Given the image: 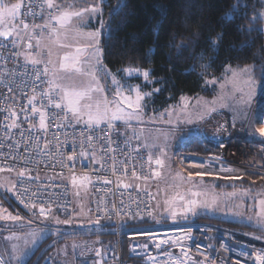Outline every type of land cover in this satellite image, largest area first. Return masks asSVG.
Segmentation results:
<instances>
[{
	"label": "rangeland",
	"instance_id": "374dc122",
	"mask_svg": "<svg viewBox=\"0 0 264 264\" xmlns=\"http://www.w3.org/2000/svg\"><path fill=\"white\" fill-rule=\"evenodd\" d=\"M103 1L53 0L60 6L59 11L78 12L93 6L99 7L100 11L73 18L65 27L55 21L59 27L51 35L25 30L14 20L12 23L17 29L9 37L23 42L22 53L25 57L48 64L49 75L54 83L77 90L92 87V100L87 101L93 104L92 114H96L97 101L101 102L100 111L103 112L106 99L109 102L108 117H111L115 111V101L121 99L116 97L118 90L122 96H131L133 100L137 87L142 94L146 92L129 79L131 76L143 77L142 70L132 71L131 75L127 70H134L132 68L114 73L102 61L99 38L106 33L102 21ZM261 1L262 6L256 16L262 20L264 32V0ZM3 3L10 6L19 3V0H3ZM44 7L43 19L50 20V16L58 14L56 8L49 9L46 3ZM93 25L95 28H91ZM2 28L3 25H0ZM96 32L100 33L97 37L98 46L88 36ZM97 47L100 51L99 60L95 54ZM31 48L36 49V55L30 53ZM77 48L83 51L77 54ZM65 54L79 55L77 66L81 69L80 73L60 69ZM233 73H236L235 77ZM113 78L118 83H113ZM208 84L210 94L184 96L159 112H146L145 98L149 95H145L141 101L142 108L134 118L112 121L125 128L126 132L138 134L153 167L151 179L140 184L156 198L152 219L142 224L123 223L120 241L125 235L128 245H146L149 243L147 235L183 227L201 217L223 227L237 226L264 234V136L259 133L260 129H264V68L256 74L251 65L228 66L222 75L213 78ZM58 92L60 98L63 93L60 89ZM64 105L68 108L66 103ZM121 106L125 112L132 111L124 103ZM88 112V109H82L79 117H76L70 111L72 118L79 124H89ZM189 120L191 123H188ZM95 124L98 123L94 120L89 125ZM190 139H198L202 152L191 150L194 147L188 144ZM157 159L163 164L158 165ZM75 177V185L71 178L75 209L73 215H54L50 219H42L19 207L13 197L14 174L0 171V216L11 213L20 217L15 221L0 219L2 263L26 264L34 259L33 263L37 264L47 254L61 264H92L95 258L104 254L106 247L112 245L113 242L98 236L103 231H109L106 230L108 228L91 217L89 178L86 176L85 180L82 175ZM191 192H200L202 195L193 197ZM178 194L184 195L185 201H197L194 213L185 211V202L174 199ZM19 251H24L25 255L18 262L14 256Z\"/></svg>",
	"mask_w": 264,
	"mask_h": 264
},
{
	"label": "built area",
	"instance_id": "2783aa9c",
	"mask_svg": "<svg viewBox=\"0 0 264 264\" xmlns=\"http://www.w3.org/2000/svg\"><path fill=\"white\" fill-rule=\"evenodd\" d=\"M19 3V24L27 23L41 35H51L52 27H59L54 20L43 19L45 0ZM45 24L50 27H34ZM23 45L0 36V169L14 174L13 197L19 207L42 219L71 217L75 210L71 178L87 176L92 219L112 222L116 233L112 245L92 264H256L255 255L264 251V234L203 220L149 234L148 244H129L125 257L119 239L122 224L151 220L155 212L154 194L140 184L153 175L148 152L137 133H128L111 120L79 124L64 104L56 108L61 100L44 72L48 64H33L23 55ZM30 53L36 55V49ZM33 106L45 113V128ZM37 264L61 263L45 254Z\"/></svg>",
	"mask_w": 264,
	"mask_h": 264
},
{
	"label": "trees",
	"instance_id": "16d2710c",
	"mask_svg": "<svg viewBox=\"0 0 264 264\" xmlns=\"http://www.w3.org/2000/svg\"><path fill=\"white\" fill-rule=\"evenodd\" d=\"M102 5V61L114 73L126 68L150 72L148 81L140 75L129 78L151 94L145 98L147 113L162 111L184 96L210 94L208 82L228 66L251 65L256 74L264 68V32L256 16L261 0H104ZM191 139V150L202 152L198 139ZM201 220L210 222L202 217L193 221ZM102 224L109 231L98 236L112 243L114 224ZM121 241L126 257L128 239L123 235Z\"/></svg>",
	"mask_w": 264,
	"mask_h": 264
},
{
	"label": "snow or ice",
	"instance_id": "6c2138e0",
	"mask_svg": "<svg viewBox=\"0 0 264 264\" xmlns=\"http://www.w3.org/2000/svg\"><path fill=\"white\" fill-rule=\"evenodd\" d=\"M45 3L47 5V7L49 9H53L56 8L58 10V14L56 15H52L50 16V20H54L56 21L61 27H65L67 26L71 20L73 18H80L82 17L85 13H96L99 12L100 9L97 6H93L89 9H82L81 11H59V5H56L53 0H45ZM123 5H118L114 10L113 13L115 14L116 12H119L120 8ZM30 7V6H29ZM21 10H22V5L21 3H15V4H11L10 6L6 3H3V0H0V25H3L2 30H0V36H3L5 38L9 37L10 35H12V33L14 31H16L17 26L15 24H13L12 22L14 20L19 19L20 15H21ZM103 27V23L101 25ZM22 27L27 30L29 25L27 23H23L22 22ZM34 27H39V28H48L50 27V25L45 24V25H35ZM52 31L55 32L56 29L55 27H52ZM100 35L99 32L96 33H89L88 36L90 37V39H93L96 41V44L98 46L99 44V40L97 39V37ZM29 47H31V44H29ZM83 49L77 48L76 52L77 54H79L80 52H82ZM95 54L97 55V58L99 60V48L97 47ZM79 55L76 56H72L71 54H65L63 57V62L60 64V69L64 70L65 72H77L80 73L81 69L77 66L79 64ZM33 64H39L41 63V61L39 60H33L32 61ZM48 69L45 68L44 72L45 74L47 73ZM129 72V75L132 74V71H136L139 72V69H135V70H127ZM245 72H247V69L244 70ZM145 81H148L149 76H150V72L148 70H144L142 73ZM233 76H236V73H233ZM40 77L37 76V79H39ZM60 79H62V77H60ZM214 82V81H212ZM50 85L53 88H58L60 89V91L63 93V95L60 97L61 102L60 103H56L55 107L56 108H61L62 104L66 103L68 109L74 114V116L79 117V115L82 112V109H88V123L91 124L92 121H96L97 123H99V121L101 119L107 118L108 117V112H109V102L105 99L104 103V110L103 112L100 111V107H101V102L97 101L95 103V109H96V114L93 115L92 114V108H93V104L89 103L87 101H91L92 97L90 95V93L92 91H94V89L92 87H87V88H83L80 90H77L74 87H63L61 84H57L54 83L53 81H49ZM113 83H118L115 78H113ZM99 91H102L100 89H96ZM156 91H159L158 89ZM136 95H135V99L133 100L131 98V96H122L121 92L118 90L116 92V97H120V100L115 101V111L112 112L111 115V119H126V120H131L132 118L135 117L136 113L142 108V104L141 101L144 99L145 95H151L150 93H146V94H142L139 90V87H137L135 89ZM35 100V97H32L29 100V104H32V102ZM122 103L127 105V109H130L132 111H128L125 112L124 108L121 106ZM32 112L36 113L39 112L40 114V127L41 128H45L46 124H45V113L43 111H41L40 109H37L36 107H32ZM13 115H15V113H13ZM202 118V117H201ZM188 123H191V121L189 120ZM15 123L12 125V127H15ZM259 133L261 136H264V129H260ZM89 139H91V137H89ZM69 160H72L73 158L71 156L68 157ZM149 159L151 160V157H149ZM156 163L158 165L163 164V161L157 159ZM3 169H0V171H2ZM227 171H231V169H227ZM20 176H23L24 173L21 172L19 173ZM133 175H135V173H133ZM156 175H159V173H156ZM198 175H202L199 174ZM191 177V174H189V178ZM84 179L86 180L87 177H84ZM77 182V178L75 176H73L72 178V183L75 185ZM191 195L193 197L196 196H200L202 195V193L200 192H191ZM174 199H179L182 202H185V211L187 212H195L196 211V205H197V201L195 199H189L187 201H185V197L184 195L178 194L176 198ZM21 203H23V201H21ZM262 203H264V201H262ZM33 207H35V205H33ZM6 211V210H4ZM40 214L44 215L45 214V209L43 206L40 207L39 209ZM173 218H175V213H173ZM0 219H10V220H19L20 217L19 216H13L11 215V213H9L7 216H0ZM59 222V221H58ZM163 243H167V241H163ZM173 243H176V241H173ZM158 248L160 247L159 244L156 245ZM14 251L16 250V246H13ZM25 255L24 251H19L18 254L16 256H14V259H16L18 262L20 261V259ZM254 260L256 262V264H264V251L262 252H258L255 257ZM0 264H2V261H0Z\"/></svg>",
	"mask_w": 264,
	"mask_h": 264
},
{
	"label": "crops",
	"instance_id": "0c3cea01",
	"mask_svg": "<svg viewBox=\"0 0 264 264\" xmlns=\"http://www.w3.org/2000/svg\"><path fill=\"white\" fill-rule=\"evenodd\" d=\"M48 75H49V70H48ZM59 95H60V93H59ZM107 120H111V121H113L114 119H111V117H108V118H106V119H103V120L100 121L99 123L106 122Z\"/></svg>",
	"mask_w": 264,
	"mask_h": 264
}]
</instances>
